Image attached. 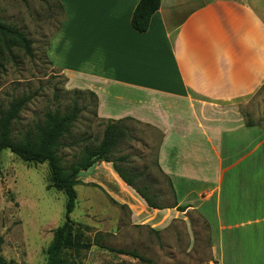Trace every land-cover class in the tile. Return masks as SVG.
Instances as JSON below:
<instances>
[{"label":"crops","instance_id":"1","mask_svg":"<svg viewBox=\"0 0 264 264\" xmlns=\"http://www.w3.org/2000/svg\"><path fill=\"white\" fill-rule=\"evenodd\" d=\"M56 1L46 57L64 89L93 93L98 119L160 133L158 165L186 208L149 207L110 161L77 173L84 204L113 203L152 232L190 209L216 264H264V129L238 106L264 82V0H161L145 32L130 23L139 0Z\"/></svg>","mask_w":264,"mask_h":264},{"label":"rangeland","instance_id":"2","mask_svg":"<svg viewBox=\"0 0 264 264\" xmlns=\"http://www.w3.org/2000/svg\"><path fill=\"white\" fill-rule=\"evenodd\" d=\"M61 17L62 10L56 0H0V20L23 32L31 41L32 49V54L27 55L19 46H11L10 51L3 48L0 112L7 109L12 99L29 97L12 123L14 139L43 123L45 112L71 110L76 96L64 89L63 76L46 57L48 38ZM76 98L77 103L86 104V108L78 113L57 149L65 168L80 161L86 147H93L101 141L105 126L94 115L92 97L84 94ZM238 106L247 119L264 128V82L241 98ZM121 126L126 131L111 157L125 156L123 166L144 170L158 182L154 187L162 192L159 202L169 203L167 183L155 174L151 161L159 133L132 121H125ZM48 180L46 163L23 162L8 149L0 152V237L1 255L6 261L45 264L46 247L52 230L63 221L65 207V195L54 188L47 189ZM75 189L77 202L70 217L89 227L91 239L96 233L103 234V237L108 235L103 238L107 245L134 250L149 259V262L141 261L92 246L79 256V264H216L210 255L206 225L195 211L189 209L184 218L173 222L167 229L152 232L148 228L132 226L128 222V211L110 202L94 200L95 212H92V207L89 210L82 200V188L76 186ZM88 192L96 195L92 188ZM67 255L69 257V253Z\"/></svg>","mask_w":264,"mask_h":264},{"label":"trees","instance_id":"3","mask_svg":"<svg viewBox=\"0 0 264 264\" xmlns=\"http://www.w3.org/2000/svg\"><path fill=\"white\" fill-rule=\"evenodd\" d=\"M160 1H138L130 19V23L136 31L145 32L148 29L150 18L159 8ZM11 46H19L27 55L32 54L31 41L23 32L0 20V67L1 61L3 60V48L10 51ZM68 92H71L76 97L84 94L89 95L92 97L93 109L95 108L96 97L93 93L80 90H71ZM76 97L72 102L69 112L61 113L57 109L45 112L43 123L37 124L34 130L26 131L19 139L13 138L12 123L18 118L22 107L29 101V97L20 96L12 99L7 109L0 112V152L8 149L23 162L33 164L46 163L49 168V180L46 188H54L63 192L65 195L63 221L52 230V237L45 251V264H79V256L82 252L89 250L93 245L113 253L130 255L141 261L149 262L148 258L139 255L134 250L106 246L103 241V234L101 233H96L91 239L88 234L89 227L71 219L70 214L76 205V191L74 186L78 182L76 179L77 173L101 161L112 162L120 178L127 185L131 186L145 200L149 207L163 208L164 206L172 205L177 210L184 211L186 207L176 205L174 191L167 176L161 171L157 162V151L161 134L159 133V140L151 161L155 168V174H159L167 183L170 201L165 204L159 202L162 192L155 189L154 186L158 182L154 178L147 175L144 170L138 171L135 168L123 166V163L125 164L126 162L125 156H119L117 159L111 157L115 146L119 143L120 137L126 131V128L121 125H124L125 121H132L139 124L131 118L119 120L99 119L105 125L101 141L93 147H86L80 161L66 168L61 165L60 157L57 154V149L62 145L61 139L64 134L69 132L82 108H86V104L79 105L77 103ZM241 114L247 126L258 125L250 119H247L243 113ZM198 216L201 217L199 214ZM204 224L206 225V222ZM1 246L2 238L0 237V264H17L6 261L3 258L1 255ZM68 253L69 257L67 255Z\"/></svg>","mask_w":264,"mask_h":264}]
</instances>
